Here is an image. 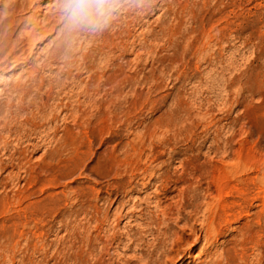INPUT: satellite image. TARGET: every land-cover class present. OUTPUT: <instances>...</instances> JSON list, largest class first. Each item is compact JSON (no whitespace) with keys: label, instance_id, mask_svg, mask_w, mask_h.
<instances>
[{"label":"rangeland","instance_id":"1","mask_svg":"<svg viewBox=\"0 0 264 264\" xmlns=\"http://www.w3.org/2000/svg\"><path fill=\"white\" fill-rule=\"evenodd\" d=\"M12 1L0 264H264V0Z\"/></svg>","mask_w":264,"mask_h":264},{"label":"bare ground","instance_id":"2","mask_svg":"<svg viewBox=\"0 0 264 264\" xmlns=\"http://www.w3.org/2000/svg\"><path fill=\"white\" fill-rule=\"evenodd\" d=\"M4 0H0V6L2 5V2ZM35 3H37V0H35ZM31 5V4H30ZM34 5V4H33ZM19 6L17 5L16 1H12L10 3V5L3 9V11L8 12L9 10H11V17L8 15L2 17V19L0 20V33L2 34V38H0V54L3 51L4 46H2L3 41L8 42V39H10V37L13 35V33L16 31V29L18 28V26L20 25L19 21L20 19L17 17V13L19 11ZM0 11V15H2L4 12ZM36 27V25H35ZM35 28H33L34 30ZM32 32H29L27 34V37L30 39L32 37ZM6 58V57H5ZM4 58V60H6Z\"/></svg>","mask_w":264,"mask_h":264},{"label":"clouds","instance_id":"3","mask_svg":"<svg viewBox=\"0 0 264 264\" xmlns=\"http://www.w3.org/2000/svg\"><path fill=\"white\" fill-rule=\"evenodd\" d=\"M103 2V0H90L89 3L87 4H81L77 5V7H87V8H92L94 5L96 7H99V5ZM75 3V0H64L63 7L64 8H69Z\"/></svg>","mask_w":264,"mask_h":264}]
</instances>
